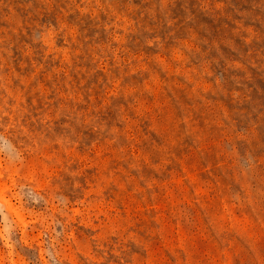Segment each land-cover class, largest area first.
Listing matches in <instances>:
<instances>
[{"label": "rangeland", "instance_id": "obj_1", "mask_svg": "<svg viewBox=\"0 0 264 264\" xmlns=\"http://www.w3.org/2000/svg\"><path fill=\"white\" fill-rule=\"evenodd\" d=\"M0 264H264V0H0Z\"/></svg>", "mask_w": 264, "mask_h": 264}, {"label": "bare ground", "instance_id": "obj_2", "mask_svg": "<svg viewBox=\"0 0 264 264\" xmlns=\"http://www.w3.org/2000/svg\"><path fill=\"white\" fill-rule=\"evenodd\" d=\"M0 197H3L1 192H0Z\"/></svg>", "mask_w": 264, "mask_h": 264}]
</instances>
